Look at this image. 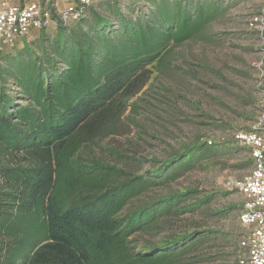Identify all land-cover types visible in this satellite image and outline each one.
Masks as SVG:
<instances>
[{
    "label": "trees",
    "instance_id": "1",
    "mask_svg": "<svg viewBox=\"0 0 264 264\" xmlns=\"http://www.w3.org/2000/svg\"><path fill=\"white\" fill-rule=\"evenodd\" d=\"M148 1L142 10L135 1L121 8L120 0H71L83 7L76 20L65 24L51 8L53 36L42 29L0 50V264H194L191 255L219 239L217 230L175 227L211 204L215 191L157 193L131 207L219 158L245 153L237 168L253 165L251 150L235 140L198 139L158 166L133 171L142 163L130 155L136 144L116 140L129 139L136 126L130 101L172 48L221 12L214 0ZM105 140L114 145L115 164L82 158ZM153 232L156 242L142 240Z\"/></svg>",
    "mask_w": 264,
    "mask_h": 264
},
{
    "label": "rangeland",
    "instance_id": "2",
    "mask_svg": "<svg viewBox=\"0 0 264 264\" xmlns=\"http://www.w3.org/2000/svg\"><path fill=\"white\" fill-rule=\"evenodd\" d=\"M120 1L121 8L132 1L137 2L142 10L151 4L148 0ZM193 1L195 4L200 0ZM214 1L221 3V12L199 36L172 48L164 63L153 68L149 84L130 101L136 108H129L127 114L136 126L131 127L129 139L116 140L125 148L136 144L133 149L137 152L130 153L142 162L133 168L136 173L140 172L138 168L144 172L160 165L170 155L198 139L233 143L234 134L249 126L257 116L259 93L253 84L260 72L255 64L262 58L264 49L247 29V22L257 10L259 0ZM49 2L57 3L60 10L64 7L61 0ZM46 33L53 36L56 24ZM38 34L39 31L31 32L27 40L36 39ZM19 46L22 47V42ZM113 149L111 141L105 140L99 147L82 150L81 155L85 160L98 158L113 165L116 163ZM246 158L245 153L236 154L219 158L207 167L195 168L171 188L150 192L135 200L131 207L139 206L144 199L155 197L157 193L197 187L200 194L196 197H203L215 191L211 204L197 212L186 213L175 227L182 229L179 231H219V239L206 243L191 255L193 260L190 261L194 264H237V255L242 252L239 242L245 232L238 218L244 197L240 192L228 189L227 184L241 180L249 172V169L237 168ZM221 208L232 209L226 216L211 214L212 210ZM194 224L199 226L194 227ZM159 237L153 232L143 235L142 240L156 242Z\"/></svg>",
    "mask_w": 264,
    "mask_h": 264
},
{
    "label": "built area",
    "instance_id": "3",
    "mask_svg": "<svg viewBox=\"0 0 264 264\" xmlns=\"http://www.w3.org/2000/svg\"><path fill=\"white\" fill-rule=\"evenodd\" d=\"M71 0H61L60 10L49 0H0V50L12 47L16 40L30 32L47 30L53 24L51 8L56 9L63 23L76 20L83 11L76 10ZM81 6H88L99 0H79ZM247 29L253 33L259 46L264 49V0L247 22ZM264 53V51H263ZM256 65L259 75L254 89L259 93L257 116L243 129L234 134L239 144L251 150L252 168L238 181L227 184V188L240 192L244 202L239 212V221L244 226L239 247L242 250L240 264H264V54Z\"/></svg>",
    "mask_w": 264,
    "mask_h": 264
}]
</instances>
